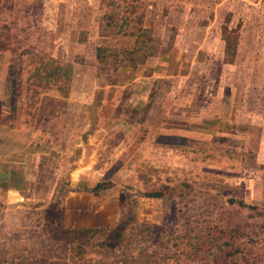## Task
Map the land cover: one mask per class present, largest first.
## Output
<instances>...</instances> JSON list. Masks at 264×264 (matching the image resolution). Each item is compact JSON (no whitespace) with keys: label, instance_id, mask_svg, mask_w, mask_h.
<instances>
[{"label":"rangeland","instance_id":"374dc122","mask_svg":"<svg viewBox=\"0 0 264 264\" xmlns=\"http://www.w3.org/2000/svg\"><path fill=\"white\" fill-rule=\"evenodd\" d=\"M0 173V264H264V0H0Z\"/></svg>","mask_w":264,"mask_h":264},{"label":"trees","instance_id":"16d2710c","mask_svg":"<svg viewBox=\"0 0 264 264\" xmlns=\"http://www.w3.org/2000/svg\"><path fill=\"white\" fill-rule=\"evenodd\" d=\"M1 176V175H0ZM111 183L110 184H105L103 182H100V183H97L96 186L93 188L94 191H100L102 189H105V188H108L110 187ZM161 195V192H154V193H149L148 196H154V197H157V196H160ZM96 229H92L91 231L94 232ZM75 231V230H74ZM79 232H83L82 230H79ZM114 235V234H113ZM109 239V238H108Z\"/></svg>","mask_w":264,"mask_h":264},{"label":"crops","instance_id":"0c3cea01","mask_svg":"<svg viewBox=\"0 0 264 264\" xmlns=\"http://www.w3.org/2000/svg\"><path fill=\"white\" fill-rule=\"evenodd\" d=\"M0 175H1L0 178L6 176V174H1V173H0ZM5 179H6V178H5ZM9 188L19 189V186H17L16 184H12L11 187H9Z\"/></svg>","mask_w":264,"mask_h":264}]
</instances>
